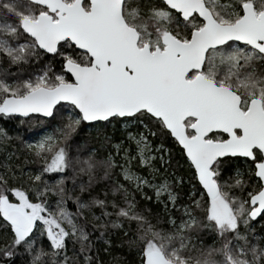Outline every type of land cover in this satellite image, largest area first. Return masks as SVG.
Instances as JSON below:
<instances>
[{
  "label": "snow or ice",
  "instance_id": "snow-or-ice-1",
  "mask_svg": "<svg viewBox=\"0 0 264 264\" xmlns=\"http://www.w3.org/2000/svg\"><path fill=\"white\" fill-rule=\"evenodd\" d=\"M0 119V264H264V0H0Z\"/></svg>",
  "mask_w": 264,
  "mask_h": 264
},
{
  "label": "trees",
  "instance_id": "trees-1",
  "mask_svg": "<svg viewBox=\"0 0 264 264\" xmlns=\"http://www.w3.org/2000/svg\"><path fill=\"white\" fill-rule=\"evenodd\" d=\"M4 123H5L4 120L0 119V124H4ZM49 130L51 131V129H49ZM86 132H87V130H85V134H86ZM176 153H177V157H178L179 156V149L176 150ZM181 171H184V169L182 168ZM185 181L187 182V176H185ZM114 251H120V249L119 248H115ZM128 259H129V261H131L132 257L129 256Z\"/></svg>",
  "mask_w": 264,
  "mask_h": 264
},
{
  "label": "rangeland",
  "instance_id": "rangeland-1",
  "mask_svg": "<svg viewBox=\"0 0 264 264\" xmlns=\"http://www.w3.org/2000/svg\"><path fill=\"white\" fill-rule=\"evenodd\" d=\"M49 130V129H48ZM50 131V130H49ZM38 138V137H37Z\"/></svg>",
  "mask_w": 264,
  "mask_h": 264
}]
</instances>
